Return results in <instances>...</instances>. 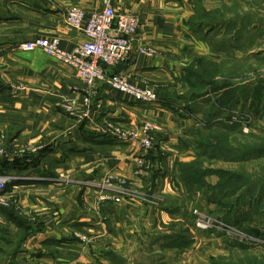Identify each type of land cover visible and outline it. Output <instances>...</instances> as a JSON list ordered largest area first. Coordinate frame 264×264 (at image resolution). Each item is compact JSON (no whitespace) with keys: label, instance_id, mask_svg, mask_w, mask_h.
I'll return each instance as SVG.
<instances>
[{"label":"crops","instance_id":"1","mask_svg":"<svg viewBox=\"0 0 264 264\" xmlns=\"http://www.w3.org/2000/svg\"><path fill=\"white\" fill-rule=\"evenodd\" d=\"M195 1L111 0L117 15L138 20L133 52L151 46L157 53L134 55L111 72L138 88L154 87L157 103L134 102L98 83L85 110L72 68L19 45L57 38L62 50H72L86 38L66 25L65 13L71 8L99 12L103 0H0V148L8 162L14 159L11 150L21 146L50 151L34 167L0 170V177L15 178L4 195L14 200L16 212L39 224L18 244L17 237L25 234L0 213V246L20 250L11 264H114L115 257L124 264H210L242 255L230 240L194 225L195 210L215 218L221 214L205 202L217 177H205L203 188L191 191L182 178V166L198 154L195 131L202 112L183 108L184 70L194 60L220 63L223 57L188 25ZM221 4L202 1L206 10ZM260 4L264 8V0ZM255 15L252 11L251 35L263 28L256 42L262 38L264 46V15L260 26ZM263 52L259 47L251 52L252 67L264 66ZM63 104H72L75 113H64ZM145 123L156 128L150 150L115 138L106 127L140 131ZM107 176L126 181L154 202L112 203L84 185Z\"/></svg>","mask_w":264,"mask_h":264},{"label":"trees","instance_id":"2","mask_svg":"<svg viewBox=\"0 0 264 264\" xmlns=\"http://www.w3.org/2000/svg\"><path fill=\"white\" fill-rule=\"evenodd\" d=\"M202 1H195L194 13L188 25L192 30L203 33L202 38L212 49L224 51L226 54L229 48H232L225 39L227 32L236 27V20L245 22L246 17L239 12L234 14L232 21H225L227 7L234 6L235 0H221L220 8L215 10H206ZM231 57L226 56V60L233 61ZM227 65L229 64L225 60L216 63L197 59L184 70V81L188 91L180 98L183 108L189 110L190 107L191 111L192 107H200L202 112L201 120H197L195 131L198 154L194 161L182 166V178L184 185L191 191L194 187L197 190L203 188L206 175H216L218 182L214 187L208 188L209 194L205 202L219 208L221 214L216 218L262 242L261 245L254 246L231 241L229 245L241 250L243 255L228 259H211L210 264H264L263 260L259 262L258 257L247 254L250 247L264 248V229L243 224L252 220L250 214L255 212L258 206H262V201L264 202L262 181L264 165H257L260 172H250L253 161L264 159V128L258 126L259 122H264V80L237 84L235 79L239 76L236 75L234 65L233 67L232 64ZM250 70L251 68H247L242 71V74ZM240 99H243V102H240ZM232 108H237L248 115L251 124L247 127L244 124L232 122L230 116L224 113ZM244 128L248 129L247 133L243 132ZM48 153L50 151L43 148L34 155L23 158L14 157L12 162H8L4 155L0 157V170H26L36 166L40 158ZM214 162L237 164L241 169L215 171L206 167ZM8 185L5 186L4 192ZM0 213L8 224L14 225L19 232L25 234L23 239L17 237L18 244L33 233L35 227L39 228L37 222H30L21 217L14 207L0 208ZM259 214L264 216L262 211ZM8 249V247L0 246V264H11L12 259L20 251L18 246L11 251ZM6 257H9L10 261ZM112 260L114 264L125 263L120 257L112 258Z\"/></svg>","mask_w":264,"mask_h":264},{"label":"built area","instance_id":"3","mask_svg":"<svg viewBox=\"0 0 264 264\" xmlns=\"http://www.w3.org/2000/svg\"><path fill=\"white\" fill-rule=\"evenodd\" d=\"M65 23L68 27L81 31L85 36V41L70 51L62 50L59 47L57 38L38 39L19 45L25 52L41 50L47 57L54 59L75 72L76 78L80 82V88L76 89L81 95V103L86 110L95 95V85L104 83L109 90L121 94L128 99L144 105L157 103V95L154 87L138 88L128 80L119 75L113 74L111 69L116 66L126 65L134 55H156V50L151 46H139L135 52L131 47V42L138 31V20L135 16L128 14L117 15L111 5V0H103V10L86 14L78 8H71L65 13ZM63 112L73 115L75 108L72 104H63ZM237 121V119H232ZM114 137L124 141L137 143L143 150H150L152 147L150 134L156 129L149 123L143 124L140 131L122 130L111 124H107ZM42 149L41 145H26L11 150V155L18 153L35 154ZM5 155V150L0 148V156ZM143 165V161L139 162ZM15 178L6 176L0 177V207L6 208L11 204L16 206L12 198L4 195L7 184L13 182ZM87 188L93 187L103 194V200L112 203H121L124 200L136 202H154L151 198L127 184L124 180H119L113 176L105 177L98 184L86 183ZM194 225L197 229L222 235L226 239L244 243L247 245L259 246L261 241L247 236L236 227L227 225L218 218L203 214L197 210ZM81 239L85 240L81 236Z\"/></svg>","mask_w":264,"mask_h":264},{"label":"rangeland","instance_id":"4","mask_svg":"<svg viewBox=\"0 0 264 264\" xmlns=\"http://www.w3.org/2000/svg\"><path fill=\"white\" fill-rule=\"evenodd\" d=\"M260 1L261 0H257V1L256 0H235V1H233L236 3L234 6L227 7L228 12L226 11L227 13H226L225 21H227V22L232 21V19H234V14L239 13V12H241L243 14V16L246 17L245 22H243L242 20L241 21L236 20L237 25L234 28L235 30L233 29V30H230L227 32L228 34L225 38L227 41V44L230 47H232V48L235 47V48H233V50H231L232 48H229V50L226 53L228 55H226L224 53V51L222 52V54H223L222 60H225L228 62L229 65H227V66H230V64H232V67H233V65L235 67L236 75L239 76L237 79H235L236 81L234 80L237 84L244 83V82H250V81L255 82L256 80H264L263 63H259V68H255V67H252L253 64L256 66L255 62L254 61L251 62V57H252L251 52H255L257 50V47H259L260 50H262L264 48V46L261 44L262 38L259 39V41H260L259 43L256 42V36H257V34H259V37L261 36V34L263 32V28L261 30H259V32L256 33L255 35H253V36L251 35V28H252L251 25L253 24L252 23V11H253V14H258V16L255 15L254 18L257 17V20H258L257 22H258L259 26L262 22L261 16L264 15V8L261 6ZM239 54L242 56V58L239 57ZM263 54H264V52H263ZM226 56H232L231 58H233V61L226 60ZM262 57H264V55ZM238 58H240V59H238ZM247 68H251V70L248 73L243 72V74H242V71H244ZM240 102H243V99H240ZM200 109H202V108H200ZM224 113L226 115L230 116L231 120L237 119V121L232 120V122L244 124L247 127L251 124V120L248 117V115L243 114L242 111H239V109H237V108L236 109L235 108L229 109L227 111H224ZM226 115H224V116H226ZM198 120H201V117L198 118ZM263 123L259 122L258 126H260V128H264ZM196 124H197V122H196ZM242 130L244 133L248 132L247 128H244ZM258 133L260 134L261 132H258ZM27 155H34V154L18 153L17 155H15V156L12 155V156L18 157V158H23ZM3 156L4 155H1L0 157H3ZM261 164L264 165V159L258 160L257 162H256V160L253 161V165L250 167V172H260L261 170H260V168L257 167V165H261ZM247 166L249 167V165H247ZM206 167L210 170H215V171L221 170V169L222 170L238 171L241 169V167L237 164H227V163H222V162H216V163L214 162L213 164L206 166ZM208 175H206V176H208ZM214 176L217 177L216 175H214ZM217 179H218V177H217ZM262 181L264 184V176L262 178ZM214 186H212V187H214ZM263 198H264V196H263ZM12 205L13 204H11L9 207H6V209L13 207ZM261 205L262 206H258V208L255 212L250 214L252 220H250L249 222L246 221L245 223H243V224H245V226L259 227V228L264 229V216L259 214V212H261V211L264 212V202L263 201H262ZM247 236H249V235H247ZM249 237H251V236H249ZM255 249H258V252ZM247 254H249L251 256L258 257L259 262H262V260H263V263H264V248L263 247H252V248L250 247V249L247 251ZM242 255H240V256H242Z\"/></svg>","mask_w":264,"mask_h":264}]
</instances>
